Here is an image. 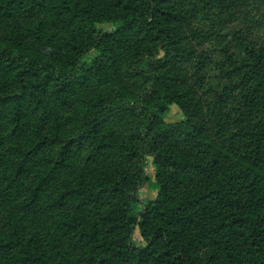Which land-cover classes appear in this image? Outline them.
<instances>
[{
  "label": "trees",
  "instance_id": "obj_1",
  "mask_svg": "<svg viewBox=\"0 0 264 264\" xmlns=\"http://www.w3.org/2000/svg\"><path fill=\"white\" fill-rule=\"evenodd\" d=\"M0 28V264H264V0H0Z\"/></svg>",
  "mask_w": 264,
  "mask_h": 264
},
{
  "label": "rangeland",
  "instance_id": "obj_2",
  "mask_svg": "<svg viewBox=\"0 0 264 264\" xmlns=\"http://www.w3.org/2000/svg\"><path fill=\"white\" fill-rule=\"evenodd\" d=\"M53 12V9H51L47 14H43L41 15L40 18H36L35 20H48V18H50V14ZM102 27L106 30H112L113 29V24H107V25H102ZM174 31L175 34L181 38V44L185 47H188L189 49H191L193 47V44L190 40V32H189V28L187 25H183V24H176L174 25ZM126 38L128 40V45L131 49H137L139 46L138 43V38L136 36H134L133 34H127ZM0 39H3V28H0ZM64 41L63 36H61L59 38V41ZM68 48L66 47V45H63L60 53L62 52L63 54L66 52ZM116 77V75H115ZM123 84L125 86L130 85V82H126L123 81ZM190 83H181L178 85V88L182 91H187L188 99L190 100V104L192 106H197L200 108L201 113H200V117L198 119V124L199 126L202 128V132H206L208 133V131L211 128V123L208 119V114L206 113V107H205V102L206 99L204 96H202L198 91L196 90H192V86L189 85ZM190 90V91H189ZM186 119V116L184 114V112L182 110H180L177 106H173L172 109L169 111L168 113V120L169 122L172 123H178V122H182ZM146 173L148 175V177L150 178H155L157 175V169L156 166L154 164V161L152 158L148 159V165L146 168ZM156 191L154 189H152V187H148L146 186L145 188H143L141 190V197L143 198V200H147V199H153L155 197ZM134 239L136 241H139L141 243H144V241L141 238L140 235V231L137 230L136 234L134 235ZM145 244V243H144Z\"/></svg>",
  "mask_w": 264,
  "mask_h": 264
}]
</instances>
